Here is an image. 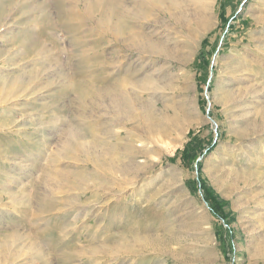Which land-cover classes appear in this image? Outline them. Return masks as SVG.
<instances>
[{"label": "rangeland", "instance_id": "rangeland-1", "mask_svg": "<svg viewBox=\"0 0 264 264\" xmlns=\"http://www.w3.org/2000/svg\"><path fill=\"white\" fill-rule=\"evenodd\" d=\"M207 2L119 65L96 0H0V264H264V0ZM125 81L134 119L112 124Z\"/></svg>", "mask_w": 264, "mask_h": 264}, {"label": "bare ground", "instance_id": "bare-ground-1", "mask_svg": "<svg viewBox=\"0 0 264 264\" xmlns=\"http://www.w3.org/2000/svg\"><path fill=\"white\" fill-rule=\"evenodd\" d=\"M208 2H207V0H127V3H126L125 0H112L111 2L107 3V0H96V6L98 8L97 12L100 11V16H101L100 19H103L104 24H105L104 20H106L107 22L110 23V24L108 23V24L104 25L102 23V21L100 20L101 21V22H99V26L101 25L100 29L106 30L105 31L106 33L109 31L110 32L109 35H111L118 42V44H117L118 48L112 50V55H113V59H115V62L120 65L121 63L127 62L129 60L128 56L130 54H135L137 56V58H139L140 60H142L146 57L166 55L167 52L164 49V46L160 45L161 43L158 42L157 40L156 41L153 40V39H159V35H158L159 33L156 31V27L157 26L159 27L160 19L161 18H167L168 20L172 21V23L177 24L180 20L183 21L182 17L187 16V12H189L187 10L189 8L185 9V6L186 5H189V6L193 5L194 7L197 8V10L195 9L196 10L195 14H197V17H196L197 22L202 27H205V25L208 21V13H209V11L207 10ZM209 6H210V4H209ZM186 7H188V6H186ZM190 8H191V6H190ZM208 9H209V7H208ZM193 12H194V10H193ZM193 12L189 13V14H193ZM149 26H152L155 29L149 31V30H147V27H149ZM121 31H122V33H121ZM188 38H190V37H188ZM184 45H185V43H184ZM119 53H122L123 55H119ZM143 83H144V81L142 80V84ZM139 84L141 85V82ZM139 84H137V85H139ZM145 84H146V82H145ZM127 86L128 87L133 86L132 82L131 81H129V82L125 81L124 83L122 82L119 85H117V87H116L117 90L119 89L118 92L120 93L119 96L121 97L122 102L117 101V99H113V95H112V101H113V107L112 108H114V113H115L113 115V117L111 118L112 124H121L123 121L129 122L130 119H134L133 116H131V112H132L131 111L132 104H131V97H130L131 93L128 92ZM134 87H132V88H134ZM102 95L103 94H101V96ZM155 120H156V116L154 114H151V113L142 116L140 119V125L142 126L141 129H143V131H145V134L148 137L151 136V134L155 135V136L156 135L160 136L163 133H165L167 130L166 128H163L164 126L159 125V123H157ZM135 133H137V132H135ZM142 144L143 143H141V142L136 144V147L139 148L138 149V148H134L130 144L128 145V143H127V145L124 148L122 145L119 144V142H117V144L112 146V148H110V149H112V151L115 154L116 153L122 154L120 151H122L121 147H123L124 149L122 152H124L125 155L126 154L129 155V153H131V154L141 153V152L143 153L144 151L147 152V154L153 152V149L151 148V146L144 148ZM108 149H107V151H108ZM66 150L69 152L70 151H73V152H80L81 151L82 153L85 154V159L87 162L92 161V158L88 154V147L87 146L78 147L75 150L73 148L69 149V146H68V148H66ZM120 154L119 155L117 154L118 157H120ZM113 158H116V157H113ZM98 161L99 160H96V161L94 160V162H96L97 165H100L99 163H97ZM117 162H118V160H117ZM86 164H88V163H86ZM97 165H95V166H97ZM119 168H120V166L115 164V160L114 161L111 160L110 163L107 164V168H105L104 170H106V172L108 170V173L110 172V174L112 175V171L116 172L117 170H119ZM91 172L94 175H96L95 169L92 168ZM96 177H97V175H96ZM102 178L106 179V177H104V176H101V177L98 176L99 181H101ZM112 178H114V177H112ZM99 185H100V182H99ZM104 186H106V185L101 183V187H104ZM139 241L140 240H138V242ZM144 242H142L141 244L143 245ZM142 245H139V246H142ZM142 247H144V246H142ZM126 251H128V250H126Z\"/></svg>", "mask_w": 264, "mask_h": 264}, {"label": "trees", "instance_id": "trees-1", "mask_svg": "<svg viewBox=\"0 0 264 264\" xmlns=\"http://www.w3.org/2000/svg\"><path fill=\"white\" fill-rule=\"evenodd\" d=\"M223 17V16H222ZM221 17V19H222ZM214 148L213 145L209 146V150H212ZM190 157L189 154L186 152H182L181 159L183 160V163L185 164L186 161H188V158ZM200 189L203 191V197L205 201L210 205L211 211L219 218L224 219L223 215V209L226 204H224L221 201H218L215 197H213L212 193L204 187V185L199 182Z\"/></svg>", "mask_w": 264, "mask_h": 264}]
</instances>
